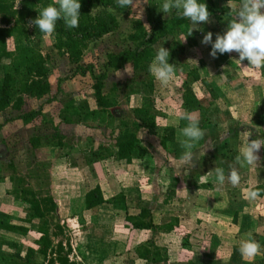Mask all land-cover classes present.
<instances>
[{
    "label": "rangeland",
    "instance_id": "1",
    "mask_svg": "<svg viewBox=\"0 0 264 264\" xmlns=\"http://www.w3.org/2000/svg\"><path fill=\"white\" fill-rule=\"evenodd\" d=\"M162 3L163 0H148V3H143L142 0L141 6L144 8L142 19H139L135 15L139 12V9H136L134 12L130 8L126 14L117 15L120 22L119 29L115 33L89 44L88 48L84 51V57L80 65H74L66 55L57 51L53 33L45 35L38 33V27L27 26L30 20L38 17L36 15L37 11L26 6L23 0L17 2V8L26 15V21L23 26L28 32L32 45L47 60L50 69L49 80L52 85V93L42 100L26 98L22 111L9 110L5 114L0 115V125L2 126L0 130V165L2 173L6 178L4 183H0V219L10 221L16 225L26 226L30 231L26 236L0 231V258L3 261L5 259L11 264L13 262L17 264H31L25 259V254L30 248L38 250L35 243L39 238L37 228L40 225V221L31 220L32 212L28 205L16 202L11 206L6 201V196L14 190V185L10 182L9 178L16 174L24 179L29 189H33L39 197L54 195L56 198L62 199L58 211L51 217V231L54 236V246L59 242L63 243L64 254H67L71 264H151L140 261L134 254L136 248L142 244H146L150 240L151 234L142 232H132L129 234L122 227L126 216V208H131V213L136 214L137 210L134 209L135 207L126 205L105 206L104 209H100L97 213H95L97 211L95 209L93 211L96 214L95 219L102 224L101 226V224H91L90 214L85 219L82 217L84 210L81 208V203L76 202L73 208L69 206L68 198L77 197L79 199L80 196H83L97 182L101 180L108 182L109 178H116L111 173L108 162H104V164L98 163V166L91 171V174H86L84 170L88 167L86 164L89 158H92V150L97 147L99 148V145L102 144H111L113 142V134L110 128L92 123L66 125L63 123L62 118L64 116V109L69 102L74 101L80 104L85 101L91 107H94L95 99L92 90L94 81L88 73L85 77H82L79 67L82 70L93 67L96 74H99L107 62L108 55L120 53L133 47L129 41V36L133 33L134 22L142 21L144 25H149H145L146 28H150L152 21L168 20L172 17L174 9L165 14L161 11ZM239 3L240 0H231V10L228 0H212L211 3H208V7L214 12V15L210 16L208 23H200L197 26L191 24V28L185 33L180 32L170 39L169 45L160 44L156 48V54L157 50L162 46L169 49V62L176 65L175 76L167 86H162L151 75L155 82L154 97L157 109L165 118L166 123L164 122V124L173 126L179 130L177 134L180 144L184 137L180 134L178 126L181 117L185 113L182 108L181 98L189 87H193L196 95L205 107H210L213 120L220 125L219 131L223 130V127L227 130V128L235 125L241 127L252 125L253 127L249 126L250 129L259 127V120L261 118L256 114L264 112V80L262 81L261 79L260 71L252 68L246 69L245 67L249 66V62L245 60L241 63L238 60L239 56L236 52L217 53V57L213 58L210 55L212 45L201 43L203 36L209 31L213 33V42L216 39L217 33L223 34L226 31L228 17L235 16V10L238 8ZM190 32L192 34L189 36ZM130 68L132 74L125 73L123 78H118L114 75L115 72H110L105 88L106 94H112L117 97L119 102L118 110L126 117L129 116L134 108L142 106L143 98L146 95L145 92L139 91L137 88L132 90V88L126 86L133 76L132 67L130 66ZM193 71H197L202 77L212 80L215 89L221 95L214 104H211L210 95L205 89L201 88L200 85L192 84L189 74ZM230 78L233 81H229ZM39 110L43 111L45 114L44 120L47 122L44 123L42 118H39L34 123L25 125L23 121L18 120L24 114ZM215 110H219L220 112L215 113ZM248 113H252L253 115H249ZM251 120L254 121L253 124L250 123ZM114 125L118 128L119 121H116ZM56 127L59 128V133L66 138L65 143L67 146L69 145V148H66V150H58L56 148L34 150L30 143L31 139L41 137L49 140L56 133L54 129ZM160 133L161 131L158 134ZM222 133L224 134V138L225 133ZM139 136L144 144L149 147L150 152L146 155L145 161L136 162L135 166L132 165L135 168H129V177L133 175L138 177H128L124 181L118 180L116 181V188L113 187L112 190L109 189V187L111 188L109 182L107 185L104 184L103 188L106 198H111V195L115 194L120 188L125 190L123 188L134 186L137 183L139 187H142L147 202H149L153 194L159 195L160 199L167 198V192L163 191V189L159 187H154L153 189V186H151L152 191L151 189L148 191L147 187L149 180L147 176L155 175V161L157 163L160 162L159 159L165 155L160 144L156 142L158 137L148 132H140ZM210 139L211 141L205 144L204 135L201 140L195 143V150L193 152H197L198 154V158L194 162L195 164H199L200 160L201 165L204 164L203 153L205 151L210 152L212 150L211 144L217 140L211 136ZM51 142L55 143L56 140H52ZM46 144L48 143L45 141L44 145ZM83 152L88 155L87 161L85 160L86 155H83ZM150 159L151 161L149 162L148 160ZM185 165L192 166L185 164L182 160L172 162V166L175 170L179 169L178 172L180 171V173ZM192 168L184 174L188 175V177H193L197 172L201 178L206 171L205 169L202 170L200 165H197L195 169ZM259 172L262 173V170ZM162 173L166 177H170L167 171L164 170ZM165 175L157 176L154 179V182H157L156 185L162 184L160 178H163ZM139 176H144L145 179H141ZM200 178H191L188 182L189 186L186 185V187L192 190L197 189L198 186L202 187L206 181L205 179L201 181ZM253 181L251 182L253 185L263 184V180L260 179ZM91 182H93V185H91ZM176 187H178V190H183L182 186L176 185ZM233 187L235 188L234 190L227 191V201L222 196L220 201H223V203L212 205L210 213L208 212V215H214V217L218 218L216 222L211 217L207 218L208 225L216 223L214 225L215 229L210 235L212 236V243H209V245L198 243V241H204H201L202 239L198 236L194 237L191 233L183 251L180 254H175L173 251L168 252L169 258L162 264H202L203 259L199 253L203 252V250L207 254L204 258L209 260V264L212 263L208 258L209 256H220V254L222 255L229 251L234 255L237 263L241 261L243 257L239 251L240 244L236 242L246 239L247 233H252L253 237L254 232L258 231V227L255 228V226L249 224L251 222L249 220L253 217L252 219L258 222L259 218L256 215L259 213L254 209L255 206L251 207L248 204L249 200L247 197L249 196L246 189L251 186L248 187L245 185V182H240L237 186ZM58 194H61L62 197ZM183 199V196H178L176 192L171 199L172 203L168 207L178 209ZM257 202L258 199L256 202H253L254 205H257V208L258 206H264V199H260V202ZM158 205H156V208L159 207ZM186 206L187 208L184 207L185 215L183 222L186 221L187 224L185 222L184 225L180 224L185 227L187 225L194 226L199 222L200 227H202L203 221L199 219L203 218L201 213L197 212L191 203ZM161 215L159 212L157 214L155 212L154 218L157 220ZM170 218L160 219V221L168 222ZM236 218V223H234ZM157 222L159 221L157 220ZM226 234L236 236L233 237L236 241L228 243L225 249H223L224 247L222 248L221 252V249H218L221 245L220 240L226 237ZM116 236L118 237L115 239ZM192 239H194L193 243L191 242ZM257 241L259 242V239ZM260 245L261 254L255 256V259L264 261V244ZM178 254L179 257L177 259L175 256ZM174 258L176 259L173 260ZM35 259V264H48L49 262L40 254H36ZM218 264H221V261Z\"/></svg>",
    "mask_w": 264,
    "mask_h": 264
},
{
    "label": "trees",
    "instance_id": "2",
    "mask_svg": "<svg viewBox=\"0 0 264 264\" xmlns=\"http://www.w3.org/2000/svg\"><path fill=\"white\" fill-rule=\"evenodd\" d=\"M18 1L0 0V115L5 114L9 110L22 111L26 98L42 100L52 93V85L49 80L50 69L47 60L30 41L28 32L23 26L26 21V15L17 8ZM211 1L200 0L201 3H206L207 5ZM23 2L26 6L36 10V15L39 16V12L48 5L53 4L54 0H23ZM80 3L81 16L79 26L68 28L63 20H59L53 32L57 51L66 55L74 65H80L84 57V51L89 44L115 33L120 27L117 15H124L130 9L118 6L116 0H80ZM209 12L211 16L214 15L211 9H209ZM232 18L231 16L228 17L227 25ZM190 28V20L182 17L176 9L173 10L170 19L152 21L150 28H146L142 21H136L133 24V33L129 36V41L133 45L132 48L108 55L107 62L99 74H96L93 67H88L85 70L79 67L82 77H85L88 73L94 81L92 90L95 104L94 107H91L85 101L80 104L74 101L69 102L64 109L63 123L66 125L92 123L110 128L113 134L112 145L110 143L108 145L102 144L99 145L96 151L92 150V158L88 160L90 165L93 162L104 164L111 158L118 162H126L128 166L134 165L139 161L143 162L150 149L144 144L139 133L148 132L158 137L157 142L165 154L159 159L160 162L157 163L155 161V171L158 177L165 170L170 174L169 176L172 177L173 182L183 188H187L186 185L189 186L188 182L191 178H200V174H197V172L193 177H188V175L184 174L192 166L185 167L180 173V171L178 172L179 169L175 170L171 165L172 160H181L184 149L177 139V128L164 124L165 118L157 109L154 97L155 82L149 72V65L156 56V48L160 44L169 45L170 39L175 37L176 34L185 33ZM38 33L41 32L38 31ZM127 64L132 67L133 76L126 86H129L132 90L137 88L139 91L145 92L146 95L143 98L142 106L134 108L129 116L126 117L118 110L119 102L117 97L112 94H106L105 88L109 73L116 72L117 69L122 70ZM260 72L262 77H264V68H261ZM189 75L193 85H200L201 88L209 93L211 103L218 100L219 94L208 79L202 77L197 71H193ZM181 102L185 113L198 114L199 127L205 132V143L211 141L210 136L217 139L216 141L212 140L214 141L211 144L212 150L210 152L205 151L203 155L204 164L201 165L200 160L199 164L196 163L192 169L200 165L202 170H206L203 174L205 177L209 171L214 170L217 166L223 168L225 173L228 170L230 171V166L234 164L235 157L239 153L229 151L226 158L221 153L220 145L223 140L221 141L219 136H213L219 126L212 118L210 107H205L201 103L193 87L188 88L182 96ZM44 115L42 110L33 111L20 116L18 120L23 121L25 125H30L42 118L45 123L47 121L44 120ZM116 121H119L118 128L114 125ZM259 123L261 122L259 121ZM186 124L187 121L181 118L178 128L182 129ZM1 129L2 126L0 125ZM54 129L56 133L49 140L41 137L31 139L30 143L34 150L43 148V150L48 148L63 150L67 148L66 138L59 133L58 127ZM159 131H161V135H158ZM224 133L232 136L233 131L230 129ZM52 140H56V142H51ZM45 141L48 144L44 145ZM9 180L14 185V190L6 196L8 205L12 206L16 202H22L30 207L32 212L31 220L40 221V225L37 228L39 238L35 243L38 250L28 249L25 259L31 264H35L36 254H40L45 260L49 261L48 264H71L67 254H64L63 243L59 242L54 246L53 242L51 217L58 211V200L53 196L39 197L33 189H29L27 182L16 174L12 175ZM5 181L6 178L0 165V183ZM149 182L152 184L153 189L154 187H159L166 191L167 198L160 199L159 195L153 194L149 202L144 204L142 202H130L121 193L105 200L101 188L96 186L84 194V206L85 211H93L104 205L135 207L134 209L137 210L136 214L131 213V208H126V217L122 224L124 231L129 234L132 232L152 233L150 240L146 244L136 248L134 251L135 257L147 263L162 264L168 260V252L173 251V253L177 254L183 251L186 242L191 236V232L180 224L178 218H172L169 222L162 225H157L154 222L156 205L171 204V199L176 194V191L166 188L162 184L156 185V181L153 183L148 181V185L150 184ZM206 184L197 188H207L209 181ZM248 189L259 190L260 196L258 199L264 198V185ZM263 207L258 206L255 210L259 214H264ZM236 220L237 218L234 223H236ZM0 231L23 236L28 235L30 232L26 226L16 225L3 219H0ZM253 238L256 241L258 240L257 235H254ZM246 261L254 262L253 258ZM0 264L11 263L0 258ZM12 264L17 263L13 262Z\"/></svg>",
    "mask_w": 264,
    "mask_h": 264
},
{
    "label": "clouds",
    "instance_id": "3",
    "mask_svg": "<svg viewBox=\"0 0 264 264\" xmlns=\"http://www.w3.org/2000/svg\"><path fill=\"white\" fill-rule=\"evenodd\" d=\"M116 3L122 8H131L134 12L139 9L135 15L142 19L144 12V8L141 6L142 0H116ZM143 3H148V0H143ZM228 5L232 10L231 0H228ZM80 8V0H54L53 4L39 12L36 19L30 20L27 26H36L45 35H50L55 31L56 23L59 20H63L68 28H76L79 26ZM161 8L165 14L173 9L178 10L180 15L190 20L193 26L210 21L211 13L208 5L201 3L200 0H163ZM191 34L192 32L189 36ZM201 43L212 45L210 55L213 58L217 57V53L236 52L241 63L245 60L249 62L246 69L264 68V0H240L238 8L235 10V16L229 21L226 31L223 34L217 33L214 42L213 33L209 31L203 36ZM169 56L170 50L162 46L157 50L155 58L149 65V72L162 86H167L173 80L176 72V65L169 62ZM125 73L132 74L129 64L125 65L123 71L117 69L114 75L123 78ZM181 118L187 121L186 126L180 129V134L184 137L181 141V147L184 149L181 160L194 167L198 154L193 152V148L195 143L204 137L205 132L199 127L197 114L185 113ZM254 129L257 136L255 139H250L253 135L252 131L241 132L242 144L239 154L235 157L234 164L230 166L227 177L225 170L218 166L206 175L215 172L219 185L225 184L227 180L233 186H237L240 174L235 165L241 167L244 164L254 165L260 160L258 153L264 147V134H261V128L255 127ZM204 178L205 176L202 175L201 181ZM248 196L255 200L260 196V192L250 189ZM246 237V239H241L239 251L245 260H249L261 254V245L252 237V233H247Z\"/></svg>",
    "mask_w": 264,
    "mask_h": 264
},
{
    "label": "crops",
    "instance_id": "4",
    "mask_svg": "<svg viewBox=\"0 0 264 264\" xmlns=\"http://www.w3.org/2000/svg\"><path fill=\"white\" fill-rule=\"evenodd\" d=\"M257 71H260V70H257ZM261 77H262V74H261ZM261 79L263 81L264 80V77H262ZM209 81H210L211 84H213L212 80H209ZM229 81H233L232 78H230ZM220 97H221V95H219V98ZM211 104H214V103H211ZM209 106H210V104H209ZM217 112H220V111L219 110H215V113H217ZM250 114H252V113H250ZM256 115H258L261 118V120H259L261 122L259 124V127L261 128V134H264V112L258 113ZM256 115L254 116V119H255ZM250 123L253 124L254 121L251 120ZM218 126L220 127L219 124H218ZM249 126L253 127L252 125H249ZM249 126L246 125V126L241 127V126L235 125L233 127L227 128V130L223 127V130H221V131L218 130L219 127L217 128V131L214 132V135L213 136H219L220 139H221V141L223 140V142L220 145L221 146L220 149L222 150L221 153L224 155L225 158L227 157V155H228L227 152H229V151H233V152H238L239 153V148H240V146L242 144V141H241V132L242 131H245V130L252 131L253 132V135L250 137V139H254V137L257 138L256 133H254L255 129H250ZM230 129L233 131L232 136L225 135V137L223 138L224 134L222 132L228 131ZM178 131L179 130H177V133H178ZM158 135H161V133L158 134ZM177 139L179 141L178 134H177ZM156 142H157V139H156ZM207 143H209V142H207ZM207 143H205V144H207ZM68 148H69V145L67 146V149ZM97 149H98V147L97 148H94V151H96ZM63 150H66V149H63ZM83 155H86V159L85 160L87 161L88 155L85 152H83ZM258 155L260 157V160H258L254 165L249 166L247 164H244L243 167H241L240 165H236V167L239 170V174H240V181H239V183L240 182H245V185L248 186V187H250V186L251 187H255V186L264 185V147L261 148V150L259 151ZM66 156H67V154H66ZM148 161L150 162L151 159L148 160ZM173 161L174 160H172L171 162H173ZM106 162H108V167H109L111 173L116 176V178H109L108 179V182L110 183V186H111V188L109 187L110 190H112L113 187L116 188V184H117L116 181H118V180L124 181V180L128 179V177H129V174L128 173L130 171L129 168L130 169H131V167L135 168L134 167L135 165L134 166H132V165L131 166H128L126 164V162H118V161L114 160L113 158L107 160ZM86 165L88 167H86L84 169L86 171L85 173L86 174L87 173L91 174V171H93V169H95V167L98 166V163L93 162L90 165V163L87 162ZM185 167H187V165H185L183 168H185ZM84 170H83V172H84ZM260 170H262V173L259 172ZM228 173H229V170L227 171V173H225L226 177H227V174ZM154 174H155L154 176H152V175L151 176H147V178H149L148 181H150V179H152L151 182L152 183L154 182V179L157 177L155 171H154ZM244 174H246V175H244ZM161 175H165V174L161 173ZM133 176H130L129 178H137L138 177V176L137 177L136 176L133 177ZM139 177H141V179H145L144 176H139ZM245 178H247V180H245ZM89 179H90V177H89ZM204 179L206 181L204 183L205 185H207L206 183L209 181V186L207 188H202L201 190L199 188H197L195 190L188 189V188H183V190L182 189L178 190V187H176L177 184H175L173 182V180H172L171 177H166V175L163 178L161 177L160 178V181H162L161 183H162V185L164 187L175 190L177 192V195L178 196L179 195L183 196L184 199L180 203L178 209H176V208H174V209L169 208L168 207L169 205H164V206H159L158 205L159 207L158 208H155L156 214H157V212H159L160 215L161 214L162 215L160 216L159 219H157L159 222H157L156 218H154V222L157 225H162V224H165L167 222H161L160 219H165V218L171 217L170 220L172 218H178L180 220V223L184 225L186 223V221H184L185 223L183 222L184 215H185L184 214V207L187 208L186 205H188L189 203H191V204L194 205V208L196 209V211L199 212V213H201V215L203 216V218H199L201 221H203V223H202L203 226L200 227V223L198 222L194 226H188L187 225L185 227L193 234L194 237L195 236H198V237H200L202 239L201 241H204V242L198 241V243H206V245H209V243H212L211 242L212 241V236H210V235L212 234L211 232L214 231V229H215L214 225L216 223H214L212 225H210V224L208 225L207 218L208 217H211V219L214 222L218 221V218L214 217V215H212V216L211 215H208V212L210 213V208H212V205H217L218 203H223V201L222 202L220 201L222 196L225 197L224 200L227 201V195H226L227 194V191L228 190H234L235 188L227 180H226L225 184L219 185L218 182H217V179H216L215 172H212L210 175H208ZM255 179L263 180V184H258V185L251 184V182H254L253 180H255ZM108 182L107 181L104 182V180H101V181L97 182L93 187L91 186V188L88 189V191L91 190V189H93L96 186H99L101 188L102 192H103V195H104L105 200L111 199V198H113L115 196H118V195H120L122 193V194H124L126 196L127 200L130 201V202L134 201V202H143L144 204H147L148 203L145 200L146 197L144 196V192L142 190V187L141 186L139 187V184L138 183L135 184L134 186H130V187L127 186L126 188H123L125 190H122V188H120V190H118L115 194H112L111 195L112 196L111 198H106V195H105V192H104L105 190L103 188V185L104 184L107 185ZM92 183L93 182H91V185H93ZM151 185H152L151 183L149 185H147L148 191L150 189L152 191ZM247 189H246V191L249 192V190H247ZM180 192H182V193H180ZM193 193H195V194H193ZM190 194H192V195H190ZM58 195H60V197H62L61 194H58ZM52 196L54 198H56L54 195H52ZM188 196H191V197H188ZM56 199L58 200V202H60L58 205L61 206L62 199H58V198H56ZM147 199L149 200V198H147ZM247 199L249 200V203L247 202L248 200L246 202L249 205H251V207H254L255 206L254 209H256L257 208V205H254L253 202H256V200L258 198L255 199V200H253V199H250L249 197H247ZM65 201H66V199H65ZM68 202H69V206L71 208H73V206H74V204L76 202L81 203L80 204L81 205V208L84 210V212L82 213V217H84V219H85L90 214L91 216H89V217L92 220L91 221V224L92 225H94V224L95 225L96 224L97 225L101 224L98 220L95 219L96 218L95 217L96 214L93 213L94 210L93 211H85L84 195L83 196H80L79 199H77V197H74V198L73 197H70V198H68ZM258 202H260V199H258ZM105 206H110V205H104L103 207H101L99 209H96L97 211L95 213L99 212L100 209H104ZM256 216L259 218L258 222H256V220L252 219L253 218L252 217L251 220H249V221H251V222H249V224L255 226V228L258 227V229H257L258 231H255L254 234H253V236L254 235H257L259 237L258 238L259 239V243L260 244H264V214L261 213V214H258ZM101 226H102V224H101ZM142 233L151 234V236H152V233L151 232H142ZM117 237L118 236H116L115 239ZM233 237H236V236H232V235L226 234V237H223L220 240V244L221 245L219 246L218 249H221V252H222V248L224 247L223 249H225V247L228 245V243L230 244L231 241H236L235 238H233ZM230 239H232V240H230ZM193 240L194 239H192V241H191L192 243H193ZM236 243L240 244V242H236ZM228 249H230V248H228ZM179 254L177 256H175L177 259L179 257ZM199 254H200V256L203 259V263L202 264H209V260H207V259L204 258V257L207 256V254L204 253V250H203V252H201ZM176 258H174L173 260H175ZM208 258L212 261V263L210 262L211 264H214V263L215 264H218L220 261H221V264H264V261L259 260V259L257 260V259H255V257L253 258L254 262L246 261L244 258H242L241 261L237 263L236 260H235L236 258L234 257V255L230 251L229 252H226V253H223L222 255L220 254V256H218V255H211ZM206 260H207V263H206Z\"/></svg>",
    "mask_w": 264,
    "mask_h": 264
}]
</instances>
